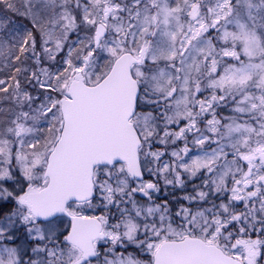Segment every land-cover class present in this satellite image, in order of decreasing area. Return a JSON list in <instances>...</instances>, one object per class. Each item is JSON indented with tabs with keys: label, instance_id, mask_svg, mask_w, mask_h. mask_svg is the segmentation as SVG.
Here are the masks:
<instances>
[{
	"label": "snow or ice",
	"instance_id": "1",
	"mask_svg": "<svg viewBox=\"0 0 264 264\" xmlns=\"http://www.w3.org/2000/svg\"><path fill=\"white\" fill-rule=\"evenodd\" d=\"M0 264H264V0H0Z\"/></svg>",
	"mask_w": 264,
	"mask_h": 264
},
{
	"label": "rangeland",
	"instance_id": "2",
	"mask_svg": "<svg viewBox=\"0 0 264 264\" xmlns=\"http://www.w3.org/2000/svg\"><path fill=\"white\" fill-rule=\"evenodd\" d=\"M19 19V18H18ZM19 22H21V23H23V24H27V21L26 20H19ZM30 26V25H29ZM225 115H227V113H224ZM168 191H172L171 189H169ZM167 193H165V195H166ZM176 195L177 196H181V195H179V194H177V190H176ZM182 195H183V193H182ZM161 198H163V197H161Z\"/></svg>",
	"mask_w": 264,
	"mask_h": 264
},
{
	"label": "trees",
	"instance_id": "3",
	"mask_svg": "<svg viewBox=\"0 0 264 264\" xmlns=\"http://www.w3.org/2000/svg\"><path fill=\"white\" fill-rule=\"evenodd\" d=\"M189 191H191V189H190V188H189ZM182 193H183V192H181L180 190H178V189H177V194H179V195H181V196H182ZM183 195H184V193H183Z\"/></svg>",
	"mask_w": 264,
	"mask_h": 264
}]
</instances>
